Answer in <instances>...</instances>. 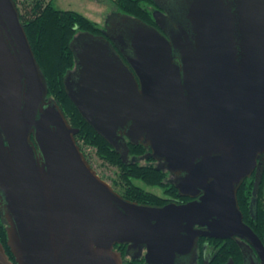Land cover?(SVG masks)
I'll return each instance as SVG.
<instances>
[{
    "label": "water",
    "instance_id": "1",
    "mask_svg": "<svg viewBox=\"0 0 264 264\" xmlns=\"http://www.w3.org/2000/svg\"><path fill=\"white\" fill-rule=\"evenodd\" d=\"M184 3L168 35L123 13L109 39L80 32L69 44L63 84L82 118L123 163L136 162L129 145L149 148L191 199L148 205L91 166L15 1L0 0V217L16 264H124L117 245L178 264L199 237H239L263 258L237 193L264 158V0ZM0 264H14L1 242Z\"/></svg>",
    "mask_w": 264,
    "mask_h": 264
},
{
    "label": "trees",
    "instance_id": "2",
    "mask_svg": "<svg viewBox=\"0 0 264 264\" xmlns=\"http://www.w3.org/2000/svg\"><path fill=\"white\" fill-rule=\"evenodd\" d=\"M148 2L149 0H116L115 4L120 12L148 22L151 17L146 6ZM29 8L34 16L20 20L24 24L35 58L46 78L48 96L58 103L72 127L79 129L76 140L80 138L94 146L101 160L119 168L120 182L115 180L113 185L120 186L121 190L112 187L124 198L140 204L164 205L166 201L154 193L144 191L136 184L137 181L148 186L163 187L170 197L173 195L179 198L175 186L171 181H166L167 174L163 171L147 163H123L110 144L82 118L65 91L64 76L75 65L69 44L80 32L96 33L98 24L79 12L57 9L52 0L48 2L33 0ZM129 148L130 155L136 157L143 156L147 151L142 145H129ZM240 192L241 190L239 194ZM6 238V225L0 217V239L5 241ZM125 247L126 245L115 247L122 251L124 259L127 256L124 252Z\"/></svg>",
    "mask_w": 264,
    "mask_h": 264
},
{
    "label": "flooded vegetation",
    "instance_id": "3",
    "mask_svg": "<svg viewBox=\"0 0 264 264\" xmlns=\"http://www.w3.org/2000/svg\"><path fill=\"white\" fill-rule=\"evenodd\" d=\"M14 1L16 3V0ZM115 1L116 0H108L113 8L108 6L110 7V11L106 13L104 23L98 28L96 33L92 34L104 36L109 39L107 34L111 35L114 32L112 23L118 16L123 14V12H120L118 8H115ZM184 1L185 0H149L146 6L151 14V17L148 22H144L154 26L161 33L168 35V33H171L175 29V23L178 21L177 14L184 8ZM187 1L188 0H186V2ZM21 15L20 11V19ZM27 16L29 17V15ZM173 16L176 18L174 21ZM158 19L159 22L157 21ZM258 32L264 33V31ZM246 33H249L248 29L246 30ZM254 35L252 37L243 38V42H245V40V43H248V41H251V43L257 42L259 38ZM145 148L147 151L143 156L136 157L130 155V160L135 157V163H142V161H144L148 165L154 166L157 170H161L166 173L168 181L175 179V176H173L169 171L160 168L161 162H158L153 158H144V156L150 152L149 148ZM240 190L241 192L239 194ZM237 198L240 211L242 212L243 221L254 230L264 246V158L262 159L260 165H258L255 170L243 180L238 190ZM164 200L167 201L165 202V204H167L173 202L184 203L190 201L191 199L180 196L179 199L166 198ZM0 242L3 244L10 260L16 264L15 258L11 254L7 245V238L5 241L0 239ZM124 252L126 254V247ZM128 257L129 260H125L123 258L124 264H145L144 258L140 260H133L130 256ZM263 258L251 243L239 237L230 239L199 237L194 251L189 255L183 256L178 264H264Z\"/></svg>",
    "mask_w": 264,
    "mask_h": 264
},
{
    "label": "rangeland",
    "instance_id": "4",
    "mask_svg": "<svg viewBox=\"0 0 264 264\" xmlns=\"http://www.w3.org/2000/svg\"><path fill=\"white\" fill-rule=\"evenodd\" d=\"M33 0H16L17 7L19 13L21 11V18L26 19L31 16H34V13H30L29 4L32 3ZM51 0H44V2H48ZM57 9L60 10H72L83 14L88 17L90 20L96 22L99 27L105 21V15L110 11L111 4L108 0H52ZM97 1V2H96ZM115 8L116 7V4ZM110 6V7H108ZM113 8V7H112ZM28 11V13H27ZM27 13V14H25ZM29 15V17L27 16ZM77 143L80 145L82 152L85 154L89 162L92 164L93 168L97 171V173L112 186H115L116 190L120 191L121 188L118 185H113L114 181H119V168L117 166L111 165L105 160H101L98 157L97 149L86 141L82 139H77ZM144 164L145 162L142 161ZM167 181V178H165ZM120 182V181H119ZM144 191L154 193L161 198H170V199H179L178 197L171 196L166 192V189L160 186H148L141 181L136 182ZM121 185V183H120ZM167 202V201H166ZM125 259L129 260V257L126 256Z\"/></svg>",
    "mask_w": 264,
    "mask_h": 264
}]
</instances>
